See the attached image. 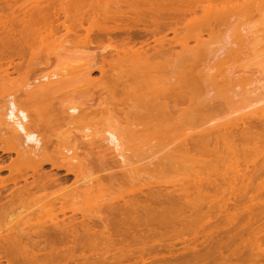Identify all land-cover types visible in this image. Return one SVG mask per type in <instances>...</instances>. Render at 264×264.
<instances>
[{
    "label": "bare ground",
    "instance_id": "1",
    "mask_svg": "<svg viewBox=\"0 0 264 264\" xmlns=\"http://www.w3.org/2000/svg\"><path fill=\"white\" fill-rule=\"evenodd\" d=\"M263 11L264 0H0V173L10 175L0 179V221L17 207L20 218L0 225L2 255L31 249L34 264L47 252L39 264L66 249L76 264L96 247L114 264H226V241L257 224L236 229L241 199L250 195V209L264 200V82L247 90L230 69L211 73L226 57L199 59L226 19ZM233 34L222 46L232 61L249 42L256 51L257 37L264 49V28L252 40ZM225 108L235 121L196 134L197 121ZM254 232L247 249L264 259Z\"/></svg>",
    "mask_w": 264,
    "mask_h": 264
},
{
    "label": "rangeland",
    "instance_id": "2",
    "mask_svg": "<svg viewBox=\"0 0 264 264\" xmlns=\"http://www.w3.org/2000/svg\"><path fill=\"white\" fill-rule=\"evenodd\" d=\"M264 11H263V13L262 14H259V13H256V14H252V13H250L248 16H243V15H235V16H233V17H230V18H228V19H226V23H225V25H220V29H219V31L218 32H216L214 35H212L210 38H209V36H207V35H205L204 36V39L205 40H207V39H210V41H209V48H207V50H208V52L206 53V56L204 57L203 55L204 54H202V56L204 57V58H202V56H200L201 58H202V60L201 59H199L200 61H202L203 63H205V62H210V63H215L216 61H218L219 59H224L225 57H226V65H224V66H222V68H219V69H217V70H215V71H212L211 73H213V74H216V75H218V74H220V73H224V74H226V73H228V71H229V69L230 70H232L234 73H235V75L236 76H240V77H242V78H244V79H246L247 81H248V83H247V85L245 86V88L247 89V90H252V88H254L256 85H258V81H260V83L261 84H263V82H264V49H261L262 48V44H261V41H260V39L257 37L256 38V40H255V42H259V45L257 46V48H256V51L254 50V48H253V41L250 43H248L247 45H245L244 47H242V49L240 48V46L238 47V49L240 48V51H239V56L237 57V60L236 61H232V60H230L229 58H228V54L226 53V51H227V45H225V44H228L227 42L229 41V39L231 40V36H232V34L234 33V31H237V30H246L247 31V33H248V37L246 38V39H248V40H252V37H253V33L255 32V31H257V30H259V29H261V28H264ZM218 30V29H217ZM220 32V33H219ZM218 33V34H217ZM244 33V32H243ZM169 37H172V34H170L169 35ZM233 37H234V34H233ZM232 37V38H233ZM226 40V41H225ZM229 42H232V40L231 41H229ZM188 44L190 45V47L191 46H195L196 45V43L194 42V40L193 39H190L189 40V42H188ZM223 45H225V46H227L226 48H222V46ZM235 47H237V45L235 46ZM249 47V48H248ZM93 51H94V49L93 48H90L89 50H82L81 52H80V54L82 55V57H85V55H90L91 53H93ZM176 51L177 52H180V48H176ZM75 55V54H74ZM73 55V58L74 57H77V55L78 54H76L75 56ZM81 55H79L78 56V59H79V57H81ZM84 55V56H83ZM81 57V58H82ZM82 60V59H81ZM81 60H79V61H81ZM84 61V60H83ZM82 62V61H81ZM201 62V63H202ZM206 64V63H205ZM204 64V65H205ZM203 66V65H202ZM226 70H227V72H226ZM220 72V73H219ZM14 77H17V75H15ZM93 78L94 79H99L100 78V74L97 72V73H94V75H93ZM213 88L214 87H212V86H205V87H203L202 89H201V93H204L205 95H206V93H207V91H211V95H210V98L209 99H212L213 98V96H215L214 95V90H213ZM213 90V91H212ZM67 92H70V90H67ZM203 94V96H205ZM231 95L232 96H234V95H237V93L235 92V93H231ZM238 99H240V96L238 97ZM238 99H235L236 101L238 100ZM212 103V102H211ZM239 108H240V105L238 104L237 106H236V109L237 110H239ZM226 109V108H225ZM221 112V111H220ZM226 113H223V112H221L220 114H217V116H214V117H211L210 119H207L206 120V122L205 121H203V123H199L200 121H202V120H200L199 122L197 121L195 124L197 125H199V126H196L195 127V131H196V134H202V135H204V134H207V133H209V132H211L214 128H216V127H218V126H220V125H223V124H226V123H229V122H232V121H235V118H237L238 117V115L240 114V113H238V112H235V109H233L232 111H228L227 109H226V111H225ZM98 120V121H97ZM96 120V122H99V121H101V123H102V119L101 120H99V119H97ZM96 122H93V123H96ZM107 122V121H106ZM1 133V132H0ZM1 141H3V136H2V134H0V144H1ZM0 156H2V153H0ZM258 167V166H257ZM10 175H9V172L8 171H2L1 173H0V179L2 178H8ZM256 184L258 183V181H256L255 182ZM254 183V184H255ZM255 184V185H256ZM0 187H1V185H0ZM1 189V188H0ZM0 192L2 193V191L0 190ZM264 193V192H263ZM227 195L228 194H226V197H227ZM250 195H247L245 198L247 199V197H249ZM229 197V196H228ZM232 199H233V201L234 202H236V204L233 202V201H229L228 202V204L230 203V205H228V209H226V210H228V212L226 211V216H227V214L229 213V211H230V213H231V211L232 210H234V206H232L233 204H235V207H237V205H239V203H238V201L240 200V198H236L235 197V199H234V196L233 197H231ZM242 198V197H241ZM244 198V199H245ZM264 198V197H263ZM244 199L242 200L241 199V203H240V205L238 206V207H241V209L240 210H238L237 212H234V214H235V218H237V219H235V227H236V229H238V224L240 225V227H243V223H244V227L245 228H249V226L250 225H252V224H248L247 222H249V221H254V222H257V224L256 225H252V227H250V229H248V230H246L245 231V229L244 228H240V229H242L243 231V234H244V232H245V235H243L242 234V232H241V234L243 235V236H246V233H247V231L249 232V230H251V228H252V231L254 232V231H256V235H258L260 232L259 231H261V233L262 234H260V238L261 237H263L264 236V228L262 229L261 228V226L260 225H264V212H260V211H264V208L261 210V205L264 203H262V201H264L263 199H262V201H261V203H260V201H258V205H254V204H256V203H254L253 205L256 207H254V208H252V209H250L249 208V206H244V204H242V202L244 203ZM249 199V198H248ZM231 200V199H230ZM250 200V199H249ZM245 201H248V200H245ZM233 203V204H232ZM238 203V204H237ZM246 204L247 203H251L250 201L249 202H245ZM260 203V204H259ZM241 204L244 206V207H248L250 210H252V211H250V210H246V208H244L243 210H242V208H243V206H241ZM252 204V203H251ZM247 205H250V204H247ZM232 206V207H231ZM262 206H264V205H262ZM259 207H261V208H259ZM86 208V207H85ZM84 208V209H85ZM231 208V209H230ZM233 208V209H232ZM16 209H18V207L17 208H15L14 210L17 212V211H19V209L18 210H16ZM230 209V210H229ZM236 209V208H235ZM254 209V210H253ZM14 210H13V213H15V215H17V213L16 212H14ZM72 210V209H71ZM70 209H68V210H66L65 212H66V216H71L72 215V211H71ZM244 211V212H243ZM71 213L70 215H69V213ZM233 212V211H232ZM239 212V213H238ZM11 214V212L6 216L7 217V219H5V221H4V218L0 221V225H1V228H3V230L6 228L7 229V227L5 226L4 227V224L6 225V223L7 224H10V223H12V224H17L18 223V221H19V219L18 218H15V220L16 219H18V221H15L14 220V217H18V216H15L14 214ZM12 215V218H11V220H14V221H10V216ZM77 215L79 216V217H76V218H81V213L80 212H77ZM239 215V216H238ZM225 216V217H226ZM60 217L61 218H63L64 219V216H62V215H60ZM221 217V216H220ZM222 218H224L223 216H222ZM240 221H239V220ZM10 222H9V221ZM236 220H238V221H236ZM242 221V222H241ZM4 222V224H1V223H3ZM236 222H238L237 224H236ZM251 222V223H252ZM245 223H247L248 225H246ZM3 225V226H2ZM246 225V226H245ZM256 226V228H257V226L259 227V229H261V230H259L258 228H257V230L254 228V230H253V227H255ZM235 227H234V225H232V224H228V222H227V220H226V237L228 238H230V236L231 235H234L233 234V231L235 230ZM9 228H10V226H9ZM23 229V228H25V227H20V229ZM230 228H231V230H230ZM5 229V230H6ZM21 229V230H22ZM232 229H234V230H232ZM228 231V232H227ZM232 233H231V232ZM239 231H241V230H239ZM252 231H250L249 233H251ZM5 232V231H4ZM7 232V231H6ZM221 232H223V231H221ZM225 232V231H224ZM223 232V233H224ZM235 232V234H236V232H237V230H235L234 231ZM227 233H228V235H227ZM231 233V234H230ZM249 233H247V238L245 237V239H244V237H240L241 239L243 238V242L245 241V240H247L248 239V237L250 238V236H248V234ZM3 234H5V233H3ZM230 234V235H229ZM239 234H240V232H239ZM252 234V233H251ZM251 234H249V235H251ZM237 235V234H236ZM235 235V236H236ZM241 235V236H242ZM234 236V238L236 239V237ZM238 236H240V235H238ZM37 237V240H39L38 238H40V237H42V235H40L39 237L38 236H36ZM35 237V235H34V237H33V239L34 238H36ZM44 238V237H43ZM228 238V239H229ZM231 238H232V236H231ZM230 238V239H231ZM238 238V237H237ZM236 239V241H237V243H236V241H234L233 240V238L231 239V240H233L234 241V245L232 244L233 243V241H231L230 240V242H232L231 244L233 245V247H232V245H230V244H228L229 242H227L226 241V243L228 244V246H227V244H226V246H225V248H227L226 250H225V248H224V250L226 251H224L225 252V254L226 255H228L229 256V258L230 259H228V257H225L226 259V261H227V263L226 264H229L231 261H232V263L234 264H236V263H238V264H264V259L262 258H260L259 256H260V254H258V252H257V254L259 255H257V256H255V257H257V258H259V259H257V258H254V257H250L251 255H253L254 256V254L253 253H251V252H249V249H251V248H249L250 247V245L248 246V248L249 249H247V246L246 245H248V244H250L251 243V241L254 239V238H251V239H249V240H247V242L245 243V246L242 244H238L239 242V240L241 241L240 243H242V240L241 239ZM36 240V241H37ZM168 240V239H167ZM43 240L40 238V243H43L42 242ZM248 241L250 242V243H248ZM38 242V243H39ZM168 243V242H170L171 243V240H168V241H166L165 240V243ZM163 243V242H162ZM167 243H166V245H167ZM172 243H174V242H172ZM238 244V245H236V244ZM90 245H92L93 246V244H91V243H89ZM161 244V243H160ZM160 244H158V245H160ZM175 244H176V242H175ZM174 244V245H175ZM90 245H88V246H90ZM165 245V246H166ZM176 245H178V246H176ZM175 245V249L173 250L174 252L173 253H176L177 251H176V249L177 250H180L182 247V245H179V244H176ZM230 245V246H229ZM1 247H2V245H0ZM100 247H102V248H100V247H97V249L98 248H100V249H102L103 250V248L105 247H103L102 245H99ZM150 246V245H149ZM149 246H147L146 248H148ZM152 246V245H151ZM151 246H150V248H151ZM239 246H241L240 248H238ZM169 247V246H168ZM181 247V248H180ZM232 247V248H231ZM2 248H5V249H7L8 247H5V245L2 247ZM92 247H90V249L89 248H87L88 250H84V254L86 255V257L87 258H85V259H83V258H78L77 257V260H76V264H77V261H78V264H91V263H93V264H110V262H108V261H106V262H102V261H105V259H106V257L108 258V259H110V261H111V258H112V256H113V252L111 253V252H109V254H103L104 255V260H103V257L101 256V257H99L100 256V252H101V250L98 252L99 254L96 256L95 254L97 253V251L95 252V250H93V249H95V248H93V249H91ZM139 248V247H138ZM149 248V249H150ZM229 248H231L232 249V251H233V253H234V249L236 250V249H238V250H236L237 251V255L236 256H238V257H236L235 255H232V254H230L232 251H231V249H229ZM5 249H3L2 251H0V253L1 252H5V254L6 255H9L10 253H9V251L8 250H5ZM159 249L161 250L162 248L161 247H159ZM1 250V249H0ZM31 250V249H30ZM29 250V251H30ZM60 250H62V251H60ZM59 251L61 252V253H63V250L64 249H60ZM66 250V249H65ZM64 250V251H65ZM81 250V249H80ZM79 250V251H80ZM92 250V251H91ZM134 250V249H133ZM248 250V251H247ZM28 251V257H30V258H33V255L31 256V254H33V252H29ZM59 251L57 252V254L59 253ZM113 251V250H112ZM176 251V252H175ZM180 251H182V250H180ZM235 251V252H236ZM251 251V250H250ZM35 252L37 253V251L35 250ZM135 252H136V250H135ZM161 252H162V250H161ZM9 253V254H8ZM19 253H22V254H20L21 256H18L19 255ZM18 253V255H15V256H10L12 259H10V257L8 256V257H6L5 256V254L4 255H2L3 253H1V255H0V264H11V263H13L14 264V262L16 263V264H29L27 261H25L26 259L28 260V259H30V258H26L25 256H24V258H22V255H25V253L22 251V252H19ZM42 253V252H41ZM45 253H47V252H45ZM45 253L43 252L42 254H40V253H38V258H34V259H32V262L33 261H35V260H37V259H40V258H42L43 260L45 259L44 258V256H45ZM61 253H59L61 256H64V259H63V257H59L58 255H55L54 257H51L50 259H52V260H50V259H48L49 261H45L44 263H41V262H43V261H41L42 259H40V260H38L37 262H34V264H38V262L39 261H41L39 264H75L74 262H72L71 260H69L70 258H66L67 256H68V254H67V256H66V254H61ZM68 253V252H67ZM117 253V252H116ZM115 253V254H116ZM163 253L164 254H167L168 255V253L167 252H164L163 251ZM245 253V254H244ZM251 253V254H250ZM29 254H30V256H29ZM40 254V255H39ZM79 254V253H78ZM178 254H180L179 255V257L178 258H180L182 255V253H180L179 251H178V253L176 254V255H178ZM224 254V256H226ZM235 254V253H234ZM248 254V255H247ZM26 255H27V253H26ZM37 256V254H35L34 253V256ZM41 255H44V256H42L41 257ZM46 255H49V254H46ZM106 255V256H105ZM256 255V254H255ZM3 256H5V257H3ZM18 256V257H17ZM39 256H40V258H39ZM98 257L96 260H93L94 259V257ZM235 256V257H234ZM16 257H17V259H16ZM19 257H21V259H19ZM46 257V256H45ZM69 257H71L70 255H69ZM85 257V256H84ZM95 257V258H96ZM153 257V256H152ZM151 257V258H152ZM168 257V256H167ZM53 258H56L55 259V261H54V259ZM60 258V259H59ZM231 258L233 259V260H231ZM234 258H235V260H234ZM242 258V259H241ZM13 259H16V260H19L20 262H22V263H20L19 261H16V260H13ZM24 259V260H23ZM47 259V258H46ZM58 259V260H57ZM82 259V260H81ZM154 258H152V260H153ZM181 259V258H180ZM238 259H240V260H238ZM262 261H261V260ZM8 260V261H7ZM98 260V261H97ZM100 260H102L101 261V263L99 262ZM237 260H238V262H237ZM25 261V262H24ZM30 263H31V260H28ZM51 261V262H50ZM229 261V262H228ZM241 261H244V263H242ZM19 262V263H18ZM111 263H112V261H111ZM133 263V261H129V262H126V261H124L122 264H132ZM169 263V261L167 260V262L165 263V264H168ZM231 263V264H232ZM31 264H33V263H31ZM112 264H114V263H112ZM115 264H117V263H115ZM172 264V263H171Z\"/></svg>",
    "mask_w": 264,
    "mask_h": 264
}]
</instances>
